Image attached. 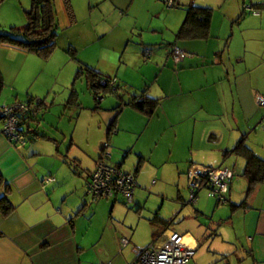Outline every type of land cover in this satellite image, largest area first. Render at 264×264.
I'll list each match as a JSON object with an SVG mask.
<instances>
[{"label": "crops", "instance_id": "1", "mask_svg": "<svg viewBox=\"0 0 264 264\" xmlns=\"http://www.w3.org/2000/svg\"><path fill=\"white\" fill-rule=\"evenodd\" d=\"M103 1L108 3L107 11L101 7ZM172 2L174 5H205L202 7L210 4L206 5V0ZM53 3L58 23L55 48H73L77 52L80 49L85 51L94 44L93 50H100L101 58L97 63L87 61L85 64L75 55L80 64L95 69L107 78H114L116 86L127 90L126 98L120 94L122 90L112 91L110 87L97 89L95 95L86 81L94 99L101 94L100 91L113 92L118 104L115 100L111 104L119 106L118 113L122 111L121 114L130 115V121H140L145 123V127L136 137V131L124 127L121 114L117 113L108 122L106 119L104 132L100 126L98 134H93V131L88 135L71 134L67 145L64 132L40 131L38 118L42 116L44 119L46 113L37 110L33 117L24 120L22 127L27 141L24 147L16 149L5 139L0 119V264H92V256H85L84 238H77L78 231L72 216H77L75 212L85 206L84 201L83 206L77 207L85 198L83 193L87 194L86 181L101 156L104 142L114 156L122 155L121 162L112 164L121 169L128 154L127 161L134 163V172L127 170L135 175L137 181L133 198L135 193L140 196L137 188L144 182L142 175L148 171L156 172V165L164 167L166 163H175L176 169L181 170L178 175L183 176V181L187 180L188 190V170L193 166H224L230 169L233 177L227 202L217 203L215 200L217 214L215 207L209 205L202 213L209 226L205 228L200 224L197 230L202 233L204 229L202 239L207 250L212 248L215 255L220 254L228 263L264 264V178L249 189L248 179L243 174L245 158L233 152L242 140L254 155L264 160V106L257 105L255 100L256 94L264 95V10L250 16L253 21L246 27L249 29L245 30L246 25L243 27L242 23H237L242 25V32L232 48L226 43L222 49H217L214 43L207 40L213 38L212 16L209 26L211 36L177 40L175 33L185 12L179 7L169 8L166 0H53ZM217 3L221 7L220 0ZM250 3L253 8H264L263 0H251ZM78 9L80 11L77 12ZM172 9L181 12L173 14ZM230 18L233 15L228 20ZM117 23H122V27L117 26L121 32L116 34L115 39L101 41L107 30ZM249 30L252 31L246 34L245 31ZM204 40L207 45L202 48ZM173 44L180 45L179 48L185 52L181 61L173 59ZM1 47L14 52H27L12 45ZM146 49L151 53L145 58L143 52ZM106 54L119 55L115 63L109 62L112 65L110 68L102 66L108 65L104 59ZM77 66L70 63L66 75L73 76ZM106 69L109 73L114 72V76L106 74ZM5 95L0 102L5 105L20 99L19 94ZM139 95L159 99L150 116L126 105L129 99ZM213 101L216 109L209 108ZM74 104L79 105L77 99ZM227 104L233 115L232 127L226 124L224 128L215 127L206 139V118L220 119L222 114L227 113ZM182 123L187 124L184 134H181ZM153 127L169 130V159L154 161L152 152L160 149L161 145L150 149L140 147L145 133ZM174 146H181L179 152L182 155L172 159ZM77 150L84 156H71L72 151ZM43 158L50 159L51 163L44 162ZM47 176H53L54 181L44 182ZM202 191L198 193L196 202ZM118 199V196L113 198L112 209L120 203ZM182 201L183 205L189 203H185L184 199ZM195 212L201 214L197 210ZM186 216L189 214L183 217ZM159 220L162 225L158 226L150 220V238H159L166 230L176 232L168 228L163 219ZM187 227L190 228L188 224ZM213 227H218V230ZM207 232H213L209 241ZM126 233L117 228L112 229L111 238H104L102 233L95 241V249L103 253L116 246L119 253L124 252V257H110L109 249L102 257H97L98 262L127 264L135 257L142 248L132 241L131 234ZM181 235L190 247L195 249L199 245L200 238L196 233L186 231ZM121 238L127 239L126 245H121Z\"/></svg>", "mask_w": 264, "mask_h": 264}, {"label": "rangeland", "instance_id": "2", "mask_svg": "<svg viewBox=\"0 0 264 264\" xmlns=\"http://www.w3.org/2000/svg\"><path fill=\"white\" fill-rule=\"evenodd\" d=\"M250 1L251 0H220L221 7H218V0H206V5L210 3L207 7L212 9V23L214 24L212 25L213 38L207 39L210 40L209 43H214L217 49H222L226 43L232 48L233 43H235L237 37L242 32V25L243 27L246 25L244 28L245 30L249 29L246 27L253 21L250 16H256L257 13L264 10V8L260 7L249 8L251 4ZM103 2L101 7L104 11H107L108 3L106 1ZM29 7V0H0V31L17 30L19 29L18 27L25 26V23H27L25 11L28 10ZM78 11H80V9H78L77 12ZM179 12L181 11L173 10V14ZM104 13L106 14V12ZM230 15H233V18H230L231 21L228 20ZM231 22L233 24H231ZM238 22L242 23V25H237ZM179 23H182V20ZM117 26L122 27V23L111 26V28L107 30L108 33L101 38V41H106L107 39L114 40L116 34L121 32V29ZM232 30L234 32L233 35ZM251 31L252 30L245 31V33L248 34V32ZM261 33L262 32L259 34ZM209 35L211 36V28ZM171 38L173 37L171 36ZM75 42L78 43L76 40ZM206 45L207 41L204 40L202 42V48ZM93 48L94 44H91L85 51L81 49L80 51L77 50L75 55L85 64H87V61L90 63H97L98 58H101V52L100 50H93ZM233 48L235 49V47ZM15 51L16 52H14L13 49L5 47L0 48V74L2 77L0 91H3L1 92L0 102H3L5 99V94L13 96L19 94V101L27 102L32 109L42 110L46 113L44 119L41 118L42 116L38 118V127L40 131L42 129L46 132L51 131L53 133H55L56 130L64 132L67 145L69 144L71 134L77 135L81 133L83 135H88L92 131L93 134H98L100 126L101 130L104 132V123L106 119L108 122L110 117L114 118L118 113L119 108L116 107V104H118L117 100L113 96L114 93L110 91H100L101 94L99 95L104 97L101 103H98L96 99H94L93 92L90 91L86 83L85 75H75L76 70L79 68V60L77 58V61L74 60L71 55L64 50V47L61 49L55 48L48 56L29 51L25 52V50ZM118 57L119 55L115 54L104 55V59L107 61L108 65L103 64L102 66L107 68L112 67L109 62L115 63ZM70 63L76 64V66L78 65L73 76L66 75ZM105 71L108 73H104L109 76H114V72L109 73V69ZM121 90L120 94L126 98V88H122ZM75 98L79 105L74 104V102H76ZM114 100L116 104H111ZM19 101L16 100V102ZM0 106H5V103H0ZM227 107V113L222 114L220 119L213 117L206 118V139H208L210 132H213L215 127H223L224 124L229 126V128L232 127L231 121L233 115L231 114V107L229 104H227ZM209 108L216 109L215 101L210 103ZM121 112H119L118 115L121 114ZM120 117L124 127L136 131V137H138V132L145 127V123L133 120L130 121V115L126 113H122ZM186 125V123H182L181 134H184L186 131ZM104 143L107 144V142ZM170 144L169 130H161L158 127H153L145 133L140 147L142 149H150L154 148L156 145H161L160 149H156L155 152H152L154 161H159L162 159H169L168 153ZM180 149L181 146L179 148L176 146L172 148V159L181 157L182 154L179 152ZM105 150L110 153V157L106 159L108 163L121 162L122 155L114 156L108 144ZM71 156L81 158L84 154L77 150L74 152L72 151ZM127 156L129 157V154ZM128 157H126V161L121 165V169L123 171L128 170L134 172V163L127 161ZM43 161L51 163L50 159L43 158ZM88 165H90V162H88ZM156 169L157 171L154 173L146 171L148 175L146 173L142 175V177H144L143 183L138 181L140 186L137 190L140 196L135 193V198H133L132 203L123 202L122 198L119 196L118 200L120 203H117L116 209L111 208L113 198L93 200L90 195H85L83 193V197L85 198L81 199L82 201L79 202L77 207L83 206L84 201L85 206L82 210H77L75 212L77 216L75 214L72 217L75 228L78 231L77 238H84L82 242H84V247L86 249L85 256H92L94 259L91 261L92 264H102L100 260L98 262L97 257L99 255L102 257L110 249V257L123 258L124 252L119 253L116 246L110 247L103 253L95 249V241L99 239L102 233L104 234V238H111L112 229L116 228L117 230L123 229L128 235L131 234L132 241L137 243L140 249L143 248L153 240L148 236L151 230L149 222L151 219L157 217L163 219V221L168 224V228L171 227L175 229L180 235L188 231L190 234L196 233L197 237L200 238L199 245L195 247L194 256L189 264H231L220 254L215 255V251L212 248L208 251L206 244H203L205 240L202 239V237H204V229L202 233H199L197 230L200 224L204 225L205 228L209 226L208 219L202 214L209 205L212 206V208L215 207V213L217 214L216 208L218 205H214L215 200H213V198H208L207 193L202 191L199 194V200L195 204L186 203L188 202L189 191L187 189V180L183 181V176L181 174L178 175L181 170L176 169V164H171L170 162L166 163L164 167L156 165ZM182 199L185 200V205H183ZM180 208L182 209L178 212ZM195 210L199 211L201 214L198 215ZM185 214H189V216H186V218L183 217ZM187 224L190 228L187 227ZM213 228L218 230V227ZM212 234L213 232L208 234L207 241H209L210 235ZM131 245L132 244H130L129 248H131Z\"/></svg>", "mask_w": 264, "mask_h": 264}, {"label": "built area", "instance_id": "3", "mask_svg": "<svg viewBox=\"0 0 264 264\" xmlns=\"http://www.w3.org/2000/svg\"><path fill=\"white\" fill-rule=\"evenodd\" d=\"M170 4L171 1H168L167 5ZM143 53L146 58L151 52L146 49ZM184 55L185 52L178 46L172 48V56L175 62L181 61ZM114 83L115 80L113 79L109 81L108 85L113 87ZM96 99L101 102L104 97L97 95ZM255 100L257 105L264 106V95L256 94ZM28 114H35V109H32L27 102L20 101L0 107V118L3 121L2 133L7 142L16 149L22 148L27 141L26 131L22 127V118ZM106 147L107 144L104 143L101 156L88 176L86 181L87 194L93 200L120 196L124 202L131 203L134 190L137 187L136 177L133 173L124 172L117 165L108 163L106 159L110 157V153L105 150ZM232 177L233 172L224 166H193L188 170L190 180L188 202L194 204L198 193L202 190L218 203L227 202ZM43 181L47 183L54 181V178L48 177ZM120 242L124 246L127 244V239L121 238ZM194 252L195 249L185 242L183 235L166 230L162 232L159 238L153 239L139 250L127 264H189Z\"/></svg>", "mask_w": 264, "mask_h": 264}, {"label": "trees", "instance_id": "4", "mask_svg": "<svg viewBox=\"0 0 264 264\" xmlns=\"http://www.w3.org/2000/svg\"><path fill=\"white\" fill-rule=\"evenodd\" d=\"M168 1H171L169 6L167 5ZM166 5L168 7H179L185 12L183 21L175 33V38L177 40L205 39L208 37L212 16V9L210 7H202L193 3L174 5L172 0H166ZM25 14L27 24L24 28L17 30L12 29L11 31H0V45L8 44L26 49L29 52L48 56L56 47V38L58 33V23L53 0H30V8L25 11ZM174 46H176V44L171 46V51ZM66 51L74 60L77 61L75 57V50L73 48H68ZM83 65L79 62V68L76 76L84 72L86 81L89 83V86L94 92L100 88L112 89L108 83L114 78H107L95 69ZM1 84L2 77L0 74V88ZM113 87L114 91L122 89L121 87L116 86L115 83ZM96 94L97 92H95V95ZM158 104L159 99L145 95L132 97V99L126 103V105H130L137 111L147 116H150L154 112ZM36 111L37 110H35V112ZM30 117L33 116L31 114L24 115L22 118L23 122L27 118L30 119ZM233 152L245 158L246 162L243 174L248 179L249 189H252L264 178V160L254 155L251 150L243 144L242 140L239 141ZM151 222L154 226L162 225L158 218L151 219Z\"/></svg>", "mask_w": 264, "mask_h": 264}]
</instances>
